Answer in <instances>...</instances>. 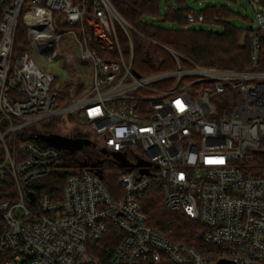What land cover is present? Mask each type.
Here are the masks:
<instances>
[{"label":"built area","instance_id":"1","mask_svg":"<svg viewBox=\"0 0 264 264\" xmlns=\"http://www.w3.org/2000/svg\"><path fill=\"white\" fill-rule=\"evenodd\" d=\"M247 1L256 11L242 37L250 42L252 70L235 72L193 64L136 30L111 0H0V264H264V174L249 172L264 155V13ZM187 21L204 24L206 17ZM21 23L26 52L16 51ZM66 36L88 65L86 71L74 55L66 57L75 77L82 70L89 79L79 98L59 93L56 75L30 53L53 63ZM134 36L167 50L176 69L138 73ZM75 114L101 147L128 163L118 199L89 171L69 177L61 200L33 190L66 151L29 139L45 134L42 122ZM155 187L165 210L199 222L222 258L173 243L151 226L144 200ZM109 225L123 239L103 262L90 249Z\"/></svg>","mask_w":264,"mask_h":264},{"label":"trees","instance_id":"2","mask_svg":"<svg viewBox=\"0 0 264 264\" xmlns=\"http://www.w3.org/2000/svg\"><path fill=\"white\" fill-rule=\"evenodd\" d=\"M111 2L124 19L136 30L172 49L195 65L223 71L248 72L252 70L249 39L245 37L242 42V37L249 32L250 28L241 30L235 27L231 22L234 18V13L225 6H208L199 13L206 17L204 24L223 28L221 32H212L190 29L192 24L188 23L187 16L196 15L197 13L188 6V0H177V7H169L165 16H162L161 13L160 0H111ZM146 18L153 20L162 19L164 23L174 25L177 28L164 29L154 23L144 22ZM62 27L64 30L72 28L65 24ZM121 41L125 54L128 55V42L123 33L121 34ZM141 48L139 46L135 48L133 64V68L141 75L152 74L157 70L170 71L176 69L177 64L167 50L159 47L161 62L157 67H154L144 60ZM29 49L28 32L24 24L21 23L17 32L16 51L26 52ZM139 56L141 57L140 61L138 60ZM183 65L190 67L187 62H183ZM262 70H264V65ZM59 83V79L56 76V85ZM70 86L72 84L67 85L66 89L69 90ZM63 95L72 96L65 92H63ZM59 104L63 106L65 102L60 101ZM73 119L74 117L71 115L44 121L39 124L40 132L65 135L66 130L64 129H67V125L73 126ZM71 137L90 139L86 134ZM29 141L35 144H42L41 141L34 137L29 139ZM124 163L120 155L111 154L101 147L100 144L96 145L94 143V145L76 153L63 152L61 162L54 166L51 175L39 183L33 184L32 188L37 196L47 195L52 200L58 201L62 199L69 177L89 171L98 174L104 186L118 199L123 192L120 174L130 169ZM249 172L252 175L264 174V155L257 154ZM144 210L149 216L151 226L155 229L160 231L173 230L171 242L190 246L204 256H213L216 259L222 258L221 252L217 247L206 243L205 230L199 222L188 220L182 214L171 215L165 210L159 188H154L151 194L146 197ZM122 239L123 233L116 226L109 225L104 239L95 245L97 251L94 254L105 262L113 255Z\"/></svg>","mask_w":264,"mask_h":264},{"label":"rangeland","instance_id":"3","mask_svg":"<svg viewBox=\"0 0 264 264\" xmlns=\"http://www.w3.org/2000/svg\"><path fill=\"white\" fill-rule=\"evenodd\" d=\"M254 3L259 8L258 10L264 13V0H254ZM160 5L162 16H165L169 7H177V0H160ZM188 6L191 7L197 14H199L208 6H225L234 13V18L231 20L232 24L241 30H248L252 26V20L256 16V11L254 7L247 0H188ZM144 22L149 24L154 23L156 26L162 27L164 29L177 28L174 25L164 23L162 19L153 20L150 18H146ZM190 29L221 32L223 28L221 26L216 25L196 23L192 24ZM134 42L136 46H142L141 49L143 58L146 61L148 60V62L154 65V67L161 62V58L159 55V45L155 44L154 42L144 44L145 42L139 41L136 36H134ZM30 53L31 57L36 62V64L42 69V71L53 73L58 77L60 83L57 84L56 88L59 93H69L76 98L82 97L87 93V88H85L84 86H87L86 82H89V79H86L84 77L82 70H79V76H77L78 78L75 77L73 70L71 69V67L67 66L66 63V57L74 55L76 57V63L79 65V67L88 71V65L80 59L79 47L77 45L76 39H74L72 36H66L61 41L60 45L54 50L53 63H48L45 59H43L36 49L31 48ZM138 60H141L140 56L138 57ZM70 84H72V86H70L69 90L66 89V86ZM216 105L219 107V109H221L220 102H217ZM73 117V126L67 125V129H64L66 130V134H64L68 137L77 136L79 134H86L96 145H99V136L96 133L92 132L87 126V124L82 119H80L77 114H75ZM39 182L40 181H38L37 183ZM163 232L166 233L169 239L171 240L173 230L171 231V229H169ZM90 250L92 253H94L95 251H97V247L94 245L93 247H91ZM162 264L172 263L164 260Z\"/></svg>","mask_w":264,"mask_h":264},{"label":"water","instance_id":"4","mask_svg":"<svg viewBox=\"0 0 264 264\" xmlns=\"http://www.w3.org/2000/svg\"><path fill=\"white\" fill-rule=\"evenodd\" d=\"M36 139L60 151H66L70 153H76L82 151L86 147H90L94 145V142L88 138H74V137L63 136L56 133L38 134ZM124 165L127 166L128 163L125 162ZM31 197L33 199L34 195H31ZM215 264H236V263L229 261L227 259H220Z\"/></svg>","mask_w":264,"mask_h":264}]
</instances>
